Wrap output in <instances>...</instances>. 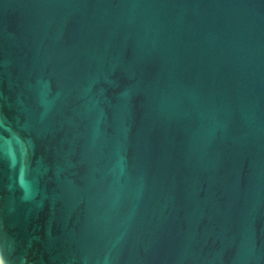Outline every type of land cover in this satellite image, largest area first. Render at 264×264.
<instances>
[{
	"label": "water",
	"instance_id": "95a60500",
	"mask_svg": "<svg viewBox=\"0 0 264 264\" xmlns=\"http://www.w3.org/2000/svg\"><path fill=\"white\" fill-rule=\"evenodd\" d=\"M0 264H264V0H0Z\"/></svg>",
	"mask_w": 264,
	"mask_h": 264
}]
</instances>
